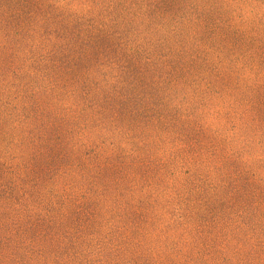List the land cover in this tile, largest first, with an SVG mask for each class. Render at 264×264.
<instances>
[{"label": "rangeland", "instance_id": "rangeland-1", "mask_svg": "<svg viewBox=\"0 0 264 264\" xmlns=\"http://www.w3.org/2000/svg\"><path fill=\"white\" fill-rule=\"evenodd\" d=\"M0 264H264V0H0Z\"/></svg>", "mask_w": 264, "mask_h": 264}]
</instances>
